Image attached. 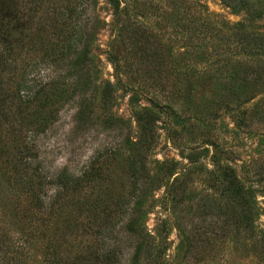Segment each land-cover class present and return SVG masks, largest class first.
Instances as JSON below:
<instances>
[{
  "label": "trees",
  "instance_id": "16d2710c",
  "mask_svg": "<svg viewBox=\"0 0 264 264\" xmlns=\"http://www.w3.org/2000/svg\"><path fill=\"white\" fill-rule=\"evenodd\" d=\"M121 1L111 0L115 10L124 13L116 50L109 53L116 71L134 72V79L154 95L168 94V101L185 105L187 110L183 107L182 113L194 109L188 116L194 128L195 123L203 122L201 115H211L213 122L221 113H230L238 130L256 133L261 130L257 127H264V98L252 108L246 106L264 91L262 32L249 29L243 21H211L200 11L191 12L184 0H168L181 9L179 18L184 22L178 26L183 44L196 46L191 50L210 68L209 76L197 77L182 62L183 57L173 58L172 45L137 21L131 15L132 5L125 1L121 6ZM224 2L252 14L243 0ZM139 5L145 15V3ZM100 26L97 0H0V192L6 189L14 197L11 218L0 202V264H32L40 237L47 243L36 264H166V229L162 228L158 239L148 232L145 204L164 184L173 208L181 210L183 201L190 198L188 189L197 171L211 174V191H200L199 202L205 216L220 220L218 225L212 220L209 224H215L211 231H220L214 237L242 236L251 255L264 262V232L257 230L255 189L245 185L231 164L214 153L208 171L205 164L197 163L202 153L190 148L183 166L174 159L150 165V153L159 137L157 108L175 114L170 101L164 106L137 107V99H131L138 126L135 140L129 136L130 124L110 111L115 86L101 81L100 69L90 54ZM210 77L211 96L205 100L208 109L211 104V112L194 107L193 99L197 88L206 86ZM66 104L74 107L76 132L107 137L77 170L49 164L41 146L43 135ZM175 117L176 124L183 122L180 115ZM118 166L126 185L115 190L112 177ZM256 174L264 181V168ZM100 180L106 186L97 183ZM261 186L264 196V184ZM4 198L7 195L2 193L0 200ZM73 209L76 216L87 212V221L69 240L66 215ZM177 228L182 236L177 262L201 261L204 257L195 250V242L202 232L194 228L188 233L180 220ZM87 236L90 241L84 240Z\"/></svg>",
  "mask_w": 264,
  "mask_h": 264
},
{
  "label": "rangeland",
  "instance_id": "374dc122",
  "mask_svg": "<svg viewBox=\"0 0 264 264\" xmlns=\"http://www.w3.org/2000/svg\"><path fill=\"white\" fill-rule=\"evenodd\" d=\"M125 1L132 5L131 15L133 16L134 14L137 17V21L144 26H148L150 30L155 31L161 37L162 42L172 45L173 58L180 59L183 57L182 62L186 63L188 67L191 66L197 77L211 74L210 68L206 66L207 62L200 59L191 50L192 48L196 50L197 47H186L183 44V32L181 27L178 26V22L182 23L184 20L179 18V7L172 6L168 0H122L121 6L126 3ZM184 1L191 12L200 11L202 16L208 17L211 21L221 22L225 20L229 23L243 21L249 29H254L264 34V0H243L252 12L251 15L242 8L228 6L224 0ZM112 3L111 0H97V11L101 19V26L96 34L90 54L94 57L100 69L101 81L108 80L115 86V97L110 111L130 124L129 136L132 140H135L138 136V126L133 116L131 99H137V107L142 105L151 106V103L164 106L170 100L166 99L168 94H166V97L165 94L160 93L154 95L152 90L143 86L138 79H134L136 78L134 72L130 73L126 69L125 72H123L124 70L116 71L114 69L109 53L116 50L118 27L124 17V13L117 12ZM140 3H145L146 5L145 15L141 12ZM138 68H141V66ZM206 68H208L209 73H204V69L207 71ZM140 73H142L141 70ZM117 79L120 80L118 84L116 83ZM210 86L211 77L206 86L197 88L193 96L194 107L198 109L207 108L208 102L205 97L209 98L211 96ZM263 98L264 91L258 92L246 106L252 108L255 103L261 102ZM170 102L172 107L175 108L176 115L167 109L157 108L159 112L157 120L159 137L150 153V165L155 167L160 161L174 159L181 163L179 167L183 166L187 163L185 156L188 150L196 148V151L201 152L203 155L198 159L197 163L205 164L209 171L211 170L212 155L214 153L218 154L220 161L227 162L235 168L238 176L244 181L246 186H251L255 189V199L259 208V215L256 221L257 230L264 232V196L261 186L264 181L260 182V176L256 174V171L264 168V127H257V129H261L259 131L255 130L259 134L257 132H248L249 130H238L235 128L231 114L221 113L220 119L213 122L211 120L215 119H211V115L209 117L201 115L199 118L203 119V122L195 123L196 128H194L191 126L194 121L188 118L189 113L194 111V109L182 113L184 108L187 110L185 105L173 100ZM208 110L211 112V104ZM73 112L74 107L69 104H66L61 109L59 119L46 135H43L41 146L45 151V157L51 161L49 164H53L55 167L67 166L72 170H77L95 154V150L102 145L104 138L107 141V137L100 133L96 136L91 132H76L73 127ZM177 114L183 118V122H180V124H176L175 121V119L177 120L175 117L178 116ZM184 120L186 121L185 123ZM211 127L213 128L212 134ZM191 128L193 129L192 133ZM108 138L110 139V137ZM118 167H115V176L112 177L115 190L119 186L126 185V180L122 178L120 166ZM192 176L194 178L188 189L190 198L183 201L181 210L173 208L164 184L153 191L145 204V226L148 232L158 239L162 233V228L166 229L168 243V248H166L165 252L166 264H180L175 259L177 246L182 239L181 233L177 228V221L179 220L186 224L188 233L194 228L202 232L197 235L195 250L200 251L204 258L201 261L196 260L194 264H264L262 260L251 255V251L246 247L242 236L233 238L232 235L226 234L218 239L214 237L220 231L216 228L211 231V227H215V224H209L212 220L213 223L218 225L220 220L217 217L210 219L205 216L200 211L199 202L202 198V192L200 191H211V174L206 171H197ZM262 177L264 178V176ZM97 183L103 187L106 186V181L100 180ZM1 187H5L2 182ZM2 193L7 195V198L1 199L0 202L5 207L7 216L11 218L14 197L10 196V191H6V189H2L0 197ZM86 213L83 212L76 216L78 214L73 209L70 214L66 215L69 217L67 219L69 228L66 230L69 240H72L77 234L78 226L81 223H86ZM190 220L191 223H188ZM191 227L192 229H190ZM84 240L90 241L91 238L87 236L84 237ZM74 242H78V240H74ZM46 243L47 240L45 238H37L31 257L33 260L32 264H36L41 260V251H43ZM211 251L214 253H211Z\"/></svg>",
  "mask_w": 264,
  "mask_h": 264
}]
</instances>
